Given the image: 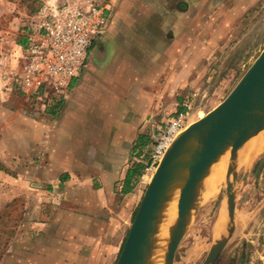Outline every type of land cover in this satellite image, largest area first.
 Instances as JSON below:
<instances>
[{"label": "crops", "instance_id": "obj_1", "mask_svg": "<svg viewBox=\"0 0 264 264\" xmlns=\"http://www.w3.org/2000/svg\"><path fill=\"white\" fill-rule=\"evenodd\" d=\"M188 1L124 0L117 9L113 5L80 75L45 109L40 102L27 101L11 76L23 64L26 35L0 44V221L5 212L7 222L28 230V236L13 238L0 264H87L89 223L75 212L65 213V221L43 216L46 207L56 209L49 202H60L68 177L102 181L106 190L120 180L123 195H137L140 185L135 183L141 182L142 171L133 176L129 192L123 190L128 172L137 168L134 157L155 126L151 119L153 124L144 125L149 137L141 135L142 128L137 130L147 100L143 87L149 90L163 81L155 100L183 88L190 78L181 76L195 67L194 57L200 62L201 52L207 51L204 44L175 43L176 11L184 25L188 20L183 30L190 33ZM203 4L195 10H202ZM176 51L181 57L176 58ZM149 66H156L152 75ZM176 68L183 71L177 77Z\"/></svg>", "mask_w": 264, "mask_h": 264}, {"label": "rangeland", "instance_id": "obj_2", "mask_svg": "<svg viewBox=\"0 0 264 264\" xmlns=\"http://www.w3.org/2000/svg\"><path fill=\"white\" fill-rule=\"evenodd\" d=\"M122 1L124 0H0V6L3 5L4 8V11H0V44L6 46L8 39L20 40L21 37L32 33L41 24L47 12L45 9L51 5L86 7L102 6L108 2L112 13L113 5L117 9ZM205 1H188L193 15L189 35L187 30H183L186 29L188 20L184 19V25L182 15L177 11L173 24L177 45L180 46L184 42L192 47L204 44L207 51L201 52L203 58L200 62L194 57L196 53H188L194 57L191 63L196 68H192L191 72L185 71V75L181 76L184 80L188 75L190 78V83L184 84L183 88H176L170 91L168 96L160 95L158 100H155V92L163 81L159 80V83L151 85L149 90L143 87L147 100L144 101L146 105L137 127V130L143 129V136L149 137L144 127L146 123L151 124L154 121V128H150V135H154L157 127L176 111L187 112L188 126L202 118L225 99L264 48V0H253L249 4L246 0ZM199 4L204 6L202 10L197 11L195 7ZM143 24L142 21L137 25ZM216 32L218 34L214 36ZM119 39L116 42L119 43ZM94 43L96 44L97 40H94ZM90 49L91 47L88 54ZM181 54V51H176V58L181 57ZM148 68V74L155 73L156 66ZM175 71L176 77L183 72L180 68ZM181 100L187 106L181 105ZM261 138V149L250 156L247 163L239 164L237 159L230 178L218 184L212 198L197 205L193 218L178 244L173 264H202L210 248L218 240H226V245L214 264H264V133L260 135ZM149 144L150 140H146L145 146ZM243 149L239 151V156ZM228 158L229 153L224 155V162L228 161ZM128 165H131L130 162ZM141 171V175L145 174L146 178L140 182L142 184L135 183L136 186L140 185L135 197L122 194L120 180L113 181L110 189L106 190L103 189L102 181L71 180L68 177L69 181L62 186L63 197L61 196L60 202H49L51 206L57 205L56 209L52 211V208L46 207L43 216H47L49 220L57 218L65 221V213L79 214L81 220L89 223L88 230L84 227L89 234L87 264H115L134 212L150 181V175L143 172V167ZM228 183L232 185L234 194L232 223L228 215ZM205 185L206 188L207 183ZM2 215L4 218L0 221V263L15 236H28L24 225L16 228L6 221L5 212ZM230 227L234 230L228 237ZM91 235L93 240H90ZM83 246L86 247V243Z\"/></svg>", "mask_w": 264, "mask_h": 264}, {"label": "water", "instance_id": "obj_3", "mask_svg": "<svg viewBox=\"0 0 264 264\" xmlns=\"http://www.w3.org/2000/svg\"><path fill=\"white\" fill-rule=\"evenodd\" d=\"M261 132H264V48L225 99L189 125L168 148L144 190L115 264H146L148 244L161 205L177 182L180 186L172 232L163 259V264H173L187 221L198 205L194 202V194L200 181L227 153L232 164L229 179L239 151ZM226 194L232 223L234 194L229 183ZM233 230L228 228V237ZM225 245L226 240L216 241L202 264H214Z\"/></svg>", "mask_w": 264, "mask_h": 264}, {"label": "built area", "instance_id": "obj_4", "mask_svg": "<svg viewBox=\"0 0 264 264\" xmlns=\"http://www.w3.org/2000/svg\"><path fill=\"white\" fill-rule=\"evenodd\" d=\"M45 10L41 24L26 36L21 69L11 74L22 96L40 102L43 109L60 99L70 81L80 75L92 42L107 27L110 5H51ZM187 120L183 110L169 115L151 136L150 144L137 152L134 160L150 178L176 137L187 128ZM144 178L145 174L140 176L141 182Z\"/></svg>", "mask_w": 264, "mask_h": 264}, {"label": "bare ground", "instance_id": "obj_5", "mask_svg": "<svg viewBox=\"0 0 264 264\" xmlns=\"http://www.w3.org/2000/svg\"><path fill=\"white\" fill-rule=\"evenodd\" d=\"M263 133L264 132H261L246 144L243 149V152L238 158L239 164L247 163V161H249L250 156H252L261 149L263 138L260 139V135H262ZM251 141H254L253 144L248 146ZM231 167L232 164L229 162V159L228 161L224 162L223 155L212 166L210 172L200 181L198 191L194 194V202L196 204H200L203 200H209L210 198H212L216 193L218 184L228 178V173H230ZM205 183H207L206 188ZM179 186L180 184L177 182L171 186L161 205L154 226L153 236L148 244L146 264H163L162 259L164 258L165 250L167 248L169 238L172 232L174 217L173 213L176 207ZM192 218L193 215L187 221V227L189 226Z\"/></svg>", "mask_w": 264, "mask_h": 264}, {"label": "trees", "instance_id": "obj_6", "mask_svg": "<svg viewBox=\"0 0 264 264\" xmlns=\"http://www.w3.org/2000/svg\"><path fill=\"white\" fill-rule=\"evenodd\" d=\"M24 46H25V44H24ZM143 147H145V145H144ZM143 147H142V148H143ZM136 165H137V168H134L133 170H130V172H128V174H127V177H126V180H125V185H126V187H125V189L123 190V193H128V192H129V190H130L129 185H130V182H131L133 176L136 174V172H140L141 169H142V167H143V165L140 164V163H136ZM137 174H138V173H137ZM135 212H136V211H135ZM135 212H134V213H135ZM123 242H124V241H123Z\"/></svg>", "mask_w": 264, "mask_h": 264}, {"label": "flooded vegetation", "instance_id": "obj_7", "mask_svg": "<svg viewBox=\"0 0 264 264\" xmlns=\"http://www.w3.org/2000/svg\"><path fill=\"white\" fill-rule=\"evenodd\" d=\"M218 257H219V256H218ZM218 257H217V259H218ZM217 259H216V260H217ZM215 262H216V261H215Z\"/></svg>", "mask_w": 264, "mask_h": 264}]
</instances>
